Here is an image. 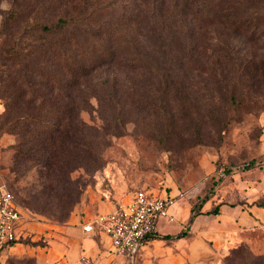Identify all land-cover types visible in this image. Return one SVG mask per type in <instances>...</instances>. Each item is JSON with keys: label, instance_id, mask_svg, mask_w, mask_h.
I'll return each instance as SVG.
<instances>
[{"label": "rangeland", "instance_id": "rangeland-1", "mask_svg": "<svg viewBox=\"0 0 264 264\" xmlns=\"http://www.w3.org/2000/svg\"><path fill=\"white\" fill-rule=\"evenodd\" d=\"M109 1L131 34H159L148 49L160 56L169 90L163 93L160 77L137 74L135 84L142 93L158 88L153 101L162 107L128 102L120 126H80L77 139L88 153H63L69 177L51 174L49 180L40 167L18 164L22 137L16 126H0V179L30 217L51 224L67 223L75 211L98 202L122 203L139 190L160 191L169 183L178 189L175 199L195 210L210 200L240 199L248 176L264 171V0H102ZM134 4L144 8L137 11ZM10 6L8 0L0 4V31ZM253 10L261 18L255 33L245 26ZM115 68L99 69L95 79ZM23 243L47 244L31 237ZM238 244L219 264H264V233ZM0 264L38 263L34 255L7 251Z\"/></svg>", "mask_w": 264, "mask_h": 264}, {"label": "trees", "instance_id": "trees-1", "mask_svg": "<svg viewBox=\"0 0 264 264\" xmlns=\"http://www.w3.org/2000/svg\"><path fill=\"white\" fill-rule=\"evenodd\" d=\"M8 1L11 8L0 31V126H16L22 137L18 164L40 167L48 180L51 174L69 177L62 154L78 151L81 156L89 150L77 139L80 126H120L128 102L134 108L162 107L153 101L158 88L151 85L142 93L135 84L137 74L160 77L166 82L163 93L169 90L160 56L148 49L159 34L153 29L148 39L142 31L131 34L113 1ZM142 8L134 4L132 9ZM54 11L60 13L52 16ZM252 13L256 15L243 23L255 33L261 18L259 12ZM110 66L117 71L95 79L99 69ZM18 168H13L17 175ZM200 212L193 208L191 219Z\"/></svg>", "mask_w": 264, "mask_h": 264}, {"label": "crops", "instance_id": "crops-1", "mask_svg": "<svg viewBox=\"0 0 264 264\" xmlns=\"http://www.w3.org/2000/svg\"><path fill=\"white\" fill-rule=\"evenodd\" d=\"M243 185L247 190L239 188L240 199L236 194L235 202L210 200L192 219V205L183 198L175 199L178 189L173 184L160 191L148 190L172 199L170 215L160 221L156 235L142 242L134 263L112 247L106 234L83 229L96 214L113 210L118 203L114 201L75 211L64 224L35 220L23 210L22 237L1 250L0 257L8 251L34 255L38 264H219L232 247L256 232L264 233V204L259 203L264 196V171L249 175ZM213 209L218 212L209 213ZM30 237L47 244L25 245Z\"/></svg>", "mask_w": 264, "mask_h": 264}, {"label": "built area", "instance_id": "built-area-1", "mask_svg": "<svg viewBox=\"0 0 264 264\" xmlns=\"http://www.w3.org/2000/svg\"><path fill=\"white\" fill-rule=\"evenodd\" d=\"M171 204L170 198L139 190L113 210L96 214L83 229L106 234L112 247L134 263L142 242L156 235L160 221L169 217ZM22 212L9 185L0 179V252L21 239Z\"/></svg>", "mask_w": 264, "mask_h": 264}]
</instances>
